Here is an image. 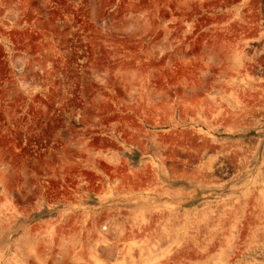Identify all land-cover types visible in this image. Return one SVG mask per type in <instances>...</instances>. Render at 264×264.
Returning a JSON list of instances; mask_svg holds the SVG:
<instances>
[{
  "label": "rangeland",
  "instance_id": "374dc122",
  "mask_svg": "<svg viewBox=\"0 0 264 264\" xmlns=\"http://www.w3.org/2000/svg\"><path fill=\"white\" fill-rule=\"evenodd\" d=\"M263 235L264 0H0V264H264Z\"/></svg>",
  "mask_w": 264,
  "mask_h": 264
},
{
  "label": "bare ground",
  "instance_id": "6f19581e",
  "mask_svg": "<svg viewBox=\"0 0 264 264\" xmlns=\"http://www.w3.org/2000/svg\"><path fill=\"white\" fill-rule=\"evenodd\" d=\"M246 104H247V103H246ZM236 111H237V110H236ZM248 111H250V110H248ZM247 113H248V112H247ZM251 113H252V112H251ZM241 114H242V113H241ZM242 117H243V116H242ZM250 204H251V203H250ZM252 204H253V203H252ZM255 204H256V203H255ZM255 204H254V205H255ZM259 205H260V204H259ZM259 205H258V206H259ZM256 207H257V206H256ZM259 207H260V206H259ZM257 208H258V207H257ZM248 209H249V207L247 208V210H248ZM251 211H254V210H251ZM251 211H250V213H252ZM256 211H257V210H256ZM256 213H257V212H256ZM256 213H254V214H256ZM254 214H253V215H254ZM246 215H247V214H246ZM258 215H259V214H258ZM261 216H262V215H261ZM250 217L252 218V216H250ZM259 217H260V215H259ZM248 218H249V217H248V215H247V220H248ZM251 218H250V222H249L250 224H251ZM253 219H254V217L252 218V221L254 222L255 219H254V220H253ZM243 220H244V218H243ZM243 220H242V221H243ZM256 220H257V218H256ZM245 222H246V221L244 220V222H243L244 225L246 224ZM255 222H256V221H255ZM255 222H254V223H255ZM254 223H253V224H254ZM240 225H241V224H240ZM241 227H242V226H241ZM244 227H245V226H244ZM254 227H255V226H254ZM249 228H250V227H249ZM241 229H242V228H241ZM243 229H244V228H243ZM243 229H242V230H243ZM246 229H247V228H246ZM238 230H239V229H238ZM242 230H241V232H242ZM246 231H247V230H246ZM246 231H245V232H246ZM250 231H251V230H250ZM261 234H262V233H261ZM239 236H240V235H239ZM253 236H254V235H253ZM263 236H264V235H263ZM261 238H262V235H261ZM248 240H250V238H249ZM235 241H236V240H235ZM237 242H238V241H237ZM251 243H252V242H251ZM252 244H253V243H252ZM235 252H236V251H235Z\"/></svg>",
  "mask_w": 264,
  "mask_h": 264
}]
</instances>
